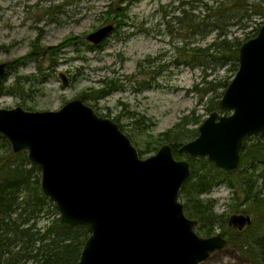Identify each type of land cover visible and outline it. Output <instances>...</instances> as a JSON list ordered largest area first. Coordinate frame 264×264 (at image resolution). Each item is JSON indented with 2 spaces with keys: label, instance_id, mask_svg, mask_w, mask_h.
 <instances>
[{
  "label": "water",
  "instance_id": "95a60500",
  "mask_svg": "<svg viewBox=\"0 0 264 264\" xmlns=\"http://www.w3.org/2000/svg\"><path fill=\"white\" fill-rule=\"evenodd\" d=\"M114 27H100L87 39L99 44ZM238 62L218 103L228 113L213 111L180 148L227 172L239 168L245 138L264 132V21L240 46ZM7 66L0 63V83ZM59 76L68 85V76ZM0 135L40 168L43 193L61 221L88 227L78 264H200L227 244L220 233L198 234V221L184 211L179 194L191 174L188 160L175 158L169 144L141 157L118 122L79 97L58 110L0 107ZM250 222L241 213L229 218L239 229Z\"/></svg>",
  "mask_w": 264,
  "mask_h": 264
},
{
  "label": "rangeland",
  "instance_id": "374dc122",
  "mask_svg": "<svg viewBox=\"0 0 264 264\" xmlns=\"http://www.w3.org/2000/svg\"><path fill=\"white\" fill-rule=\"evenodd\" d=\"M182 1L186 0H0V63H8L0 88V107L58 110L69 100L79 97L98 115L122 125L123 131L132 135L129 138L138 151L143 152L139 154L143 158L155 154L163 144H169L161 141L152 149L154 142L183 117L199 116L198 124L191 123L186 127L187 130H198L213 111L228 113L218 109L209 111L211 96L215 99L210 82L217 84L227 80L230 83L237 71L234 73L229 70L230 66L214 63L204 71L201 66L184 63V51L180 49L183 45L206 47L217 33L192 34L185 38L186 31L178 29L174 22L169 24L168 20L179 13ZM260 1L248 0L251 6H260ZM212 2L209 0L210 4ZM109 4L124 7L126 18L120 22L108 19L105 12L110 9ZM195 13L203 17L207 11L198 7ZM235 21L231 20L232 23ZM263 21L261 15L255 14L243 19L239 25L228 26L229 38L235 35L244 38L245 33L252 35L254 28L261 27ZM107 24L115 26L107 38L99 44L87 39L91 32ZM68 39L73 42L57 49ZM38 44L42 51H37L38 58L35 59L29 55ZM61 72L69 78L66 86L59 76ZM17 78L23 84L24 93H15L11 89ZM110 81L115 82L114 88L112 85L107 96L96 99V92ZM91 94L95 97H90ZM222 96L217 98L218 103ZM255 135L258 134L247 137L254 138ZM197 136L186 139L180 148ZM146 148L148 150L143 151ZM261 185H258L259 189ZM262 191L264 197V186ZM232 192L222 182L201 196L203 200H215L214 211L228 220L224 226H220L222 222L216 224L213 234L220 233L227 244L211 252L200 264H255L240 242L229 239L232 227L243 231L251 223L242 229L229 223L232 215L245 214L232 210ZM179 199L184 203L181 194ZM37 222L38 226H44L49 218L44 215ZM197 229L198 222L195 230L208 237ZM257 231L264 234L263 223ZM20 264L35 263L28 260Z\"/></svg>",
  "mask_w": 264,
  "mask_h": 264
},
{
  "label": "trees",
  "instance_id": "16d2710c",
  "mask_svg": "<svg viewBox=\"0 0 264 264\" xmlns=\"http://www.w3.org/2000/svg\"><path fill=\"white\" fill-rule=\"evenodd\" d=\"M260 4L251 6L248 0H213L212 4L209 0L182 1L179 13L168 20L169 24L174 22L178 29L186 31L185 38L192 34L217 33L214 41L206 47L183 45L180 49L184 51V63L196 64L203 67L204 71L212 67L211 63L221 67L230 66L229 70L235 73L239 67L240 46L255 36L260 26L254 28L252 35L245 33L244 38L238 35L229 38L227 27L239 25L243 19H249L255 14L264 18V0ZM107 7L110 8L105 12L108 19L120 22L126 18L124 7L112 4ZM198 7L207 11L203 17L195 13ZM233 19L236 21L232 23ZM207 28L209 31H206ZM72 42V39H68L57 46V49ZM32 49L29 56L38 58L37 51H42L41 45H35ZM19 78L11 89L21 94L24 90ZM25 80L28 81L27 76ZM2 83L3 81L0 88ZM210 83L215 99L211 96L209 111L218 109L224 112L219 109L217 98L222 96L229 82L225 80L217 84ZM106 84L108 88L104 86L96 92V97L92 94L90 97L97 99L107 96L115 82ZM20 90L22 92H18ZM199 122V116L183 117L173 129L164 132L157 143L154 142L152 149L161 141H167L175 158H186L190 162L191 176L182 185L180 194L184 198L185 213L198 221L199 233L211 236L215 233L216 224L222 222L220 226H224L228 220L214 211L215 200H203L201 196L222 182L233 190L232 210L248 214L252 219L243 231L232 227L228 233L229 239L240 242L244 252L255 264H264V234L260 235L257 231L261 223L264 225V133L255 135L254 138H245L239 168L227 172L207 157H191L180 151V146L186 139L197 136L196 128L187 130L186 127ZM121 128L123 130L122 125ZM130 135L128 134L131 138ZM142 153L139 151L140 155ZM40 175V168L29 160L28 152H14L9 140L0 135V264H20L28 260L35 264H78L85 241L90 235L89 229L86 225L72 226L61 221L56 204L43 193ZM258 185H261L260 189ZM44 215L48 216L49 222L38 226V219Z\"/></svg>",
  "mask_w": 264,
  "mask_h": 264
}]
</instances>
